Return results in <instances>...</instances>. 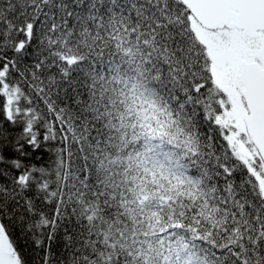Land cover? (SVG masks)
<instances>
[{"label": "snow or ice", "instance_id": "snow-or-ice-1", "mask_svg": "<svg viewBox=\"0 0 264 264\" xmlns=\"http://www.w3.org/2000/svg\"><path fill=\"white\" fill-rule=\"evenodd\" d=\"M0 264H264V0H0Z\"/></svg>", "mask_w": 264, "mask_h": 264}]
</instances>
